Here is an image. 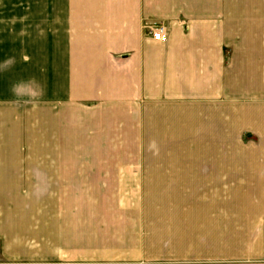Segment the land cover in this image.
<instances>
[{
  "label": "crops",
  "instance_id": "obj_1",
  "mask_svg": "<svg viewBox=\"0 0 264 264\" xmlns=\"http://www.w3.org/2000/svg\"><path fill=\"white\" fill-rule=\"evenodd\" d=\"M26 1L47 19L46 96L167 148L78 160L55 151L54 106L8 118L32 136L0 137V264H264V0ZM25 62L39 85L34 56L0 71Z\"/></svg>",
  "mask_w": 264,
  "mask_h": 264
},
{
  "label": "rangeland",
  "instance_id": "obj_2",
  "mask_svg": "<svg viewBox=\"0 0 264 264\" xmlns=\"http://www.w3.org/2000/svg\"><path fill=\"white\" fill-rule=\"evenodd\" d=\"M18 5L22 6L17 8ZM5 7L8 16L0 18V47L1 43L4 44L0 49V54L6 55L8 58L22 55L25 61L32 56L37 58L40 70L39 76L37 75V83L43 89V94L34 98L26 97V95L20 99L15 97L16 94L12 90L13 85L29 86L31 84L29 81L31 78L26 70V68L29 70L30 67L26 66V62L23 66L12 64L1 67L0 117H2L4 123H0V137L23 136L30 138L32 136L31 123H27L26 120L20 123L7 122V119L12 120L13 115L23 113L28 108L30 109L32 105L38 107L41 114L46 107L50 106L51 108L54 106L56 112V138L61 143H66L62 146L57 145L56 153H70L73 155V159L89 160L93 159L89 156L96 154L166 152L167 147L159 144L160 140L158 138L153 139L154 133L157 132L151 130L145 132L143 129L140 131L123 128L118 130V125L112 121L111 113L102 110L101 107H96L95 102L85 99H65L59 96V93H61L59 91H56L57 97L55 99H49L46 96V81L42 80L50 52L47 47L48 41H50L46 32L47 19L32 18L30 1L25 0L23 3H19L16 0H0V9H5ZM33 45H37L39 49L37 50V46L33 47ZM19 68L22 69L20 79L17 77ZM27 78L28 80H26ZM21 80L23 83H21ZM11 93L13 94L11 95ZM16 100L21 102L16 104ZM52 102H54V105H52ZM16 125L23 130L19 131ZM112 125H116V127L113 128ZM7 126L10 127V134H7ZM146 133H151L152 136ZM40 148L41 152H45L42 151L44 149L42 146ZM186 150L187 147H185ZM75 164H87L89 166L100 163L73 161V165Z\"/></svg>",
  "mask_w": 264,
  "mask_h": 264
},
{
  "label": "built area",
  "instance_id": "obj_3",
  "mask_svg": "<svg viewBox=\"0 0 264 264\" xmlns=\"http://www.w3.org/2000/svg\"><path fill=\"white\" fill-rule=\"evenodd\" d=\"M145 29L149 33L152 39L160 42H165L167 40V32L165 30V26L162 23L146 24ZM67 264H75V263H67Z\"/></svg>",
  "mask_w": 264,
  "mask_h": 264
},
{
  "label": "clouds",
  "instance_id": "obj_4",
  "mask_svg": "<svg viewBox=\"0 0 264 264\" xmlns=\"http://www.w3.org/2000/svg\"><path fill=\"white\" fill-rule=\"evenodd\" d=\"M30 91H26L25 87L16 84L13 85V92L17 96H24V95H30L31 97H36L37 95H42L43 94V89L40 88L38 84L35 83V81H32L31 84L29 85Z\"/></svg>",
  "mask_w": 264,
  "mask_h": 264
}]
</instances>
